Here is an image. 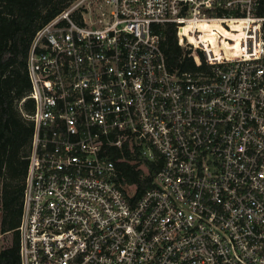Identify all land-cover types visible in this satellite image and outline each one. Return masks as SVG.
<instances>
[{
	"label": "built area",
	"instance_id": "built-area-1",
	"mask_svg": "<svg viewBox=\"0 0 264 264\" xmlns=\"http://www.w3.org/2000/svg\"><path fill=\"white\" fill-rule=\"evenodd\" d=\"M168 25L202 71L168 67ZM27 69L21 264H264V0H75ZM125 145L161 161L136 200Z\"/></svg>",
	"mask_w": 264,
	"mask_h": 264
},
{
	"label": "trees",
	"instance_id": "trees-1",
	"mask_svg": "<svg viewBox=\"0 0 264 264\" xmlns=\"http://www.w3.org/2000/svg\"><path fill=\"white\" fill-rule=\"evenodd\" d=\"M75 0H0V234H10L9 246L0 249V264H21L18 227L23 210L25 181L33 136L31 114L34 104L23 100L30 91L28 56L35 34ZM162 49L170 69L203 70L178 44L173 25L162 28ZM112 149L117 183L135 188L134 200L153 186L160 160ZM144 165L148 173L142 169Z\"/></svg>",
	"mask_w": 264,
	"mask_h": 264
},
{
	"label": "bare ground",
	"instance_id": "bare-ground-1",
	"mask_svg": "<svg viewBox=\"0 0 264 264\" xmlns=\"http://www.w3.org/2000/svg\"><path fill=\"white\" fill-rule=\"evenodd\" d=\"M236 27V26H233ZM202 31H204L206 37L212 41V46L215 50V52H219V49L225 48L228 52H231L233 47H236L238 44L237 43H227V41H223L221 46L218 45L217 40H218V35H224L225 37L231 36L233 37L234 33H231L230 31H227L222 27L219 21H213L211 23H203L201 25ZM195 58V55H191ZM199 66L201 64H198ZM202 71V70H199Z\"/></svg>",
	"mask_w": 264,
	"mask_h": 264
},
{
	"label": "rangeland",
	"instance_id": "rangeland-1",
	"mask_svg": "<svg viewBox=\"0 0 264 264\" xmlns=\"http://www.w3.org/2000/svg\"><path fill=\"white\" fill-rule=\"evenodd\" d=\"M142 169L145 171V173H148V169L142 165ZM129 192L133 193L135 191L134 187L128 188ZM11 243V235L10 234H0V249L5 248L9 246Z\"/></svg>",
	"mask_w": 264,
	"mask_h": 264
}]
</instances>
